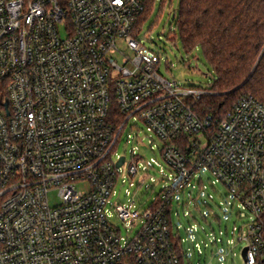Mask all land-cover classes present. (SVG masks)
I'll use <instances>...</instances> for the list:
<instances>
[{
	"label": "built area",
	"instance_id": "obj_1",
	"mask_svg": "<svg viewBox=\"0 0 264 264\" xmlns=\"http://www.w3.org/2000/svg\"><path fill=\"white\" fill-rule=\"evenodd\" d=\"M146 3L0 0V264H187L167 209L202 168L253 213L240 240L246 264H264V104L242 94L215 115L200 106L210 87L162 74L135 31ZM131 121L163 141L172 171L142 213L134 201L110 202L126 165L115 151ZM132 154L130 176L153 166ZM109 204L127 232L141 221L133 237Z\"/></svg>",
	"mask_w": 264,
	"mask_h": 264
},
{
	"label": "rangeland",
	"instance_id": "obj_2",
	"mask_svg": "<svg viewBox=\"0 0 264 264\" xmlns=\"http://www.w3.org/2000/svg\"><path fill=\"white\" fill-rule=\"evenodd\" d=\"M178 9L179 0H154L138 32L139 39L160 56L162 74L182 86L210 87L216 72L200 47L190 52L184 48L175 18ZM62 34L65 35L64 30ZM136 122L137 125H132L131 121L126 126L115 151V155L126 157V165L110 202L134 201L135 210L142 213L168 184L167 175L172 171L160 151L163 141L144 122ZM132 149L140 156V167L154 160L152 167L141 169L135 176L128 174V164L133 161ZM86 186L80 183L77 188L86 189ZM50 201L52 204L60 202L55 190L50 193ZM108 207L114 214L111 220L121 227L123 235L133 237L140 230L141 221L127 232L114 207L111 204ZM253 217L240 201L233 199L223 181L209 168H202L173 203L172 218L175 229L180 228L183 248L188 254L186 263L246 264L242 256L246 240L240 237L247 235L248 223Z\"/></svg>",
	"mask_w": 264,
	"mask_h": 264
},
{
	"label": "trees",
	"instance_id": "obj_3",
	"mask_svg": "<svg viewBox=\"0 0 264 264\" xmlns=\"http://www.w3.org/2000/svg\"><path fill=\"white\" fill-rule=\"evenodd\" d=\"M153 1L147 0L135 26L137 33ZM175 18L186 51L200 47L216 72L210 85L215 93L203 97L202 108L225 115L242 94L253 95L264 104V0H179ZM115 115L120 119L118 110ZM190 142L185 136L183 152H189ZM172 211V207L167 209L170 232L185 261L183 238L180 228L174 227ZM262 224L264 237V214Z\"/></svg>",
	"mask_w": 264,
	"mask_h": 264
},
{
	"label": "water",
	"instance_id": "obj_4",
	"mask_svg": "<svg viewBox=\"0 0 264 264\" xmlns=\"http://www.w3.org/2000/svg\"><path fill=\"white\" fill-rule=\"evenodd\" d=\"M124 160H125V157L123 156V157L119 160V162H118V166H120L121 164H123ZM247 249H248V246H244V247L242 248V256H243L244 259H245V256H246V251H247Z\"/></svg>",
	"mask_w": 264,
	"mask_h": 264
}]
</instances>
